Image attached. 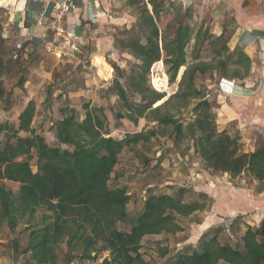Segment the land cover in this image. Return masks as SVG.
Masks as SVG:
<instances>
[{
    "label": "trees",
    "instance_id": "trees-1",
    "mask_svg": "<svg viewBox=\"0 0 264 264\" xmlns=\"http://www.w3.org/2000/svg\"><path fill=\"white\" fill-rule=\"evenodd\" d=\"M130 2L137 17L122 30L126 36L113 37V43L135 62L129 71L127 87L119 80L123 69L111 63L115 77L110 90L121 103L115 118L127 119L134 125L145 119L157 126L126 133L118 139L109 134L103 108L92 110L85 105L84 118L79 120L75 109L66 105L61 108L63 118L55 123L58 145L50 146L32 127L36 106L29 100L18 115L17 125L7 120L0 123V227L6 225L14 232L20 222L25 224L27 241L21 253L29 254V260L21 264H58L61 245L65 246L67 263L74 258L94 263L103 252H108L101 264H264V217L257 225L245 224L244 229L239 223L241 215L231 218L227 225L218 224L203 232L196 246L177 244L175 253L162 262L144 259L141 249L146 236L175 235L183 231L178 217H190L192 222L200 223L202 213L210 210L212 198L186 185L175 186L172 193L147 188L143 206L131 218L129 228H118L119 223L129 222L126 205L133 198L115 172L120 153L156 137L158 126L171 127L175 144L190 140L201 165L211 172L226 173L234 187H244L233 183L242 175L258 184L264 183V138L259 135L253 149L243 151L238 134L218 129L213 112L218 99H210L205 86L196 85L198 76L207 73L219 75L218 81L225 78L244 83L251 60L240 46L229 49L231 31L225 27L219 35L204 34L209 38L207 58L193 49L189 62L187 48L193 39L189 24L179 17L162 32L157 22L165 0H150L151 9L143 0ZM2 30L0 22V103L8 105L2 76L10 63L19 62L29 42L17 45L15 54L4 59ZM200 34L196 33L194 46ZM159 61L166 67L165 73L172 83L184 67L177 91L163 102L164 93L148 84L150 68L154 70ZM157 80L165 82V78ZM25 82L22 76L17 80L20 88ZM171 90L169 87L167 94ZM47 94L46 99L50 96ZM190 101L193 117L182 122L171 110L179 112ZM156 102L162 103L154 106ZM20 132L28 135L20 136ZM33 151L36 171L32 170ZM162 161L160 155L156 165ZM5 180L18 183V189L6 186ZM232 230L239 234L234 243L226 239L232 236ZM18 250L19 242L14 239L13 251L20 253ZM159 255L168 256L167 248H160Z\"/></svg>",
    "mask_w": 264,
    "mask_h": 264
},
{
    "label": "rangeland",
    "instance_id": "rangeland-1",
    "mask_svg": "<svg viewBox=\"0 0 264 264\" xmlns=\"http://www.w3.org/2000/svg\"><path fill=\"white\" fill-rule=\"evenodd\" d=\"M147 3V7L151 9L150 0H143ZM160 1V0H157ZM164 7L160 14V21L157 22L158 28L163 32L165 27L174 23L179 17L184 19V22L189 24L193 31V39L187 48V59L192 61V50L199 51L201 57H206L209 50L208 36L217 34L213 31V22L208 19L207 15L200 18L198 14L191 7L183 8L181 0H165ZM119 5L127 7L129 12L133 14L136 19L135 6H131L130 0H119ZM0 22L2 24V37L4 42V59L13 56L14 50L20 44L18 35L14 30L7 26L8 18L10 17L11 9L6 6H0ZM182 8L181 13L179 12ZM179 8V9H178ZM185 10L187 13H184ZM11 28V29H10ZM127 28L124 26L114 27L113 37L121 38L122 30ZM223 28L224 25H223ZM171 30V29H170ZM228 30V29H227ZM200 32V37L197 46H194L196 33ZM229 31V30H228ZM204 34L208 36L205 37ZM18 54L19 52L16 51ZM21 58L17 63H10L2 76L3 86L8 92L9 104L5 102L0 103V123L3 121L13 122L18 124V115L24 109L29 100L35 103V114L32 120V127L35 131L41 134L45 141L50 146H57L58 142L55 136V123L63 118L64 114L61 108L68 105L75 109L77 118L82 120L85 115V105L89 109L103 108L109 126V134L114 138H123L126 133H134L138 131H146L154 126L155 122H149L145 119H140L137 125H134L127 119L117 120L115 113L121 108L120 100L110 90L115 72L111 63H116L123 69V77L119 78L120 82L127 87V78L131 66L135 60L126 51H122L115 45V51H110L107 56L96 57L98 53L93 54L89 48L84 46L78 54V61H65L47 53L42 46H33L24 53H21ZM163 56V53H162ZM207 58V57H206ZM103 64L108 65V70L103 69ZM165 66L162 61H159L148 76V84L155 90L164 93V98L168 95L174 94L177 91V77L175 82H170L168 75L165 73ZM22 76L26 79L23 88L18 86L17 80ZM165 78V82L155 79ZM219 75L207 73L204 76H198L196 85L199 87L205 86L206 93L210 99H216L218 92H213L212 85L216 84ZM169 87H171L170 94H167ZM50 94L49 98L48 93ZM168 96V97H169ZM255 99H259L256 95ZM248 99L245 98V102ZM161 104L156 102L154 104ZM174 105L171 104L170 107ZM193 102L190 101L187 107H183L179 112L171 110L175 113V117L182 122H186L193 117L192 114ZM251 108H254L252 105ZM243 111L245 110L244 108ZM245 112V111H244ZM158 134L147 142H141L137 145L125 148L119 156L115 172L120 175L119 180L121 185L127 188L128 192H132L131 200L126 205V210L129 214L128 223H119L118 228L127 230L129 228L131 218L134 217L142 208L144 198L147 194V188L154 189V192L172 193L173 188L179 185H186L192 190L193 179L191 173H207L210 176L222 175L219 172H211L206 169L193 152L191 141L184 139L181 142L174 143L171 137L170 126H158ZM231 135H236L238 132L234 125L228 127ZM20 136H27L28 133L20 132ZM262 136V135H261ZM240 139H242L240 137ZM242 143L243 151H248L253 147L245 146ZM62 148L68 147L60 145ZM36 152L33 151L32 170L36 171L35 157ZM163 156V161L157 166V160ZM195 176V175H193ZM6 186L13 190L18 189V183L11 181H4ZM235 185L249 187L252 180L244 175L236 178L233 182ZM262 188V183L256 186V190ZM175 189V188H174ZM187 196L186 198H189ZM40 213V212H39ZM192 218L178 217V221L183 227L182 232L175 235H154L146 236L142 242L141 249L145 260H152V262H162L164 259L170 258L175 253L177 244L182 246V242L190 235L189 230L192 227ZM228 223V222H227ZM242 228L245 229V223L241 220L239 222ZM24 223L20 222L14 232L9 231L6 225L0 227V264H21L24 260H29V254L21 253V249L25 246L27 241V231L24 230ZM241 228V227H240ZM223 232L221 237H225ZM231 235L226 239L230 243H234L239 234L232 230ZM167 236V237H166ZM17 239L19 242V252L13 251V240ZM223 240V239H222ZM201 239L197 240L196 245L200 243ZM199 242V243H198ZM62 250L59 251L58 264H101L104 258H107L108 252H103L101 257L94 263L80 262L77 258L72 259L69 263L66 262L64 256L65 246L61 245ZM160 248H167L169 255L161 258Z\"/></svg>",
    "mask_w": 264,
    "mask_h": 264
},
{
    "label": "crops",
    "instance_id": "crops-1",
    "mask_svg": "<svg viewBox=\"0 0 264 264\" xmlns=\"http://www.w3.org/2000/svg\"><path fill=\"white\" fill-rule=\"evenodd\" d=\"M119 0H76L77 8L67 14V19L76 34L80 35L83 44L98 53L96 57L107 56L115 51L113 43L114 27H129L135 18L127 7H122ZM183 8L191 7L200 18L207 15L213 23V31L219 35L223 25L231 36L228 41L230 50L240 46L251 60L249 75L244 83L254 85L261 81L259 99L257 96L229 94L224 97L216 82L211 87L218 92V105L213 108L215 121L219 130H227L234 125L240 141L245 146H251L259 135L264 138V0H181ZM51 3L45 0H16L11 9L7 26L18 35L20 43L29 42L27 49L42 46L43 39L51 36V29L39 25L42 16L50 15ZM10 28V29H11ZM107 64L103 69L108 70ZM245 98L248 99L245 102ZM254 105V108H251ZM244 108L245 112L243 111ZM242 123L245 126H241ZM229 132V131H228ZM230 133V132H229ZM251 147L250 150L253 149ZM248 150V151H250ZM193 189L206 193L212 198L209 211L202 213L200 223L192 222L190 235L182 242L183 245L196 246L201 234L218 224L227 225L231 218L243 216V222L257 225L264 217V186L256 190L258 182L252 180L249 187H234L228 180V175L210 176L205 173H191ZM195 175V176H193ZM264 183L262 182V185ZM228 222V223H227ZM242 225V224H241Z\"/></svg>",
    "mask_w": 264,
    "mask_h": 264
},
{
    "label": "built area",
    "instance_id": "built-area-1",
    "mask_svg": "<svg viewBox=\"0 0 264 264\" xmlns=\"http://www.w3.org/2000/svg\"><path fill=\"white\" fill-rule=\"evenodd\" d=\"M52 4L50 15L42 16L38 24L47 25L51 36L43 39V48L47 53L65 61H78V54L83 44L80 35L73 30L72 24L68 22L67 14L77 8L76 0H45ZM261 58L264 59V50L261 51ZM221 94L226 97L229 94H240L244 96L257 95L261 87V81L254 85L247 83H236L234 80L221 78L218 82ZM245 126L244 123L241 125Z\"/></svg>",
    "mask_w": 264,
    "mask_h": 264
},
{
    "label": "bare ground",
    "instance_id": "bare-ground-1",
    "mask_svg": "<svg viewBox=\"0 0 264 264\" xmlns=\"http://www.w3.org/2000/svg\"><path fill=\"white\" fill-rule=\"evenodd\" d=\"M16 0H0V6H6L9 9L14 8Z\"/></svg>",
    "mask_w": 264,
    "mask_h": 264
},
{
    "label": "water",
    "instance_id": "water-1",
    "mask_svg": "<svg viewBox=\"0 0 264 264\" xmlns=\"http://www.w3.org/2000/svg\"><path fill=\"white\" fill-rule=\"evenodd\" d=\"M183 70H184V67H181L180 70H179V72H178V74H177V82L180 81ZM168 96H169V95H168ZM168 96H167L166 98H164V99L162 100V102L165 101V100L168 98ZM162 102H161V103H162Z\"/></svg>",
    "mask_w": 264,
    "mask_h": 264
}]
</instances>
